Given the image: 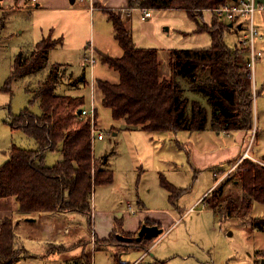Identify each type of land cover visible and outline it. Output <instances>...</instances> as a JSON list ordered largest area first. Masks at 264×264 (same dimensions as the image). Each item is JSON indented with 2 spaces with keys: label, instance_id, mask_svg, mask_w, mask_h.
Wrapping results in <instances>:
<instances>
[{
  "label": "trees",
  "instance_id": "obj_1",
  "mask_svg": "<svg viewBox=\"0 0 264 264\" xmlns=\"http://www.w3.org/2000/svg\"><path fill=\"white\" fill-rule=\"evenodd\" d=\"M232 1H127L126 9L182 10L196 22V31L208 33L211 39L208 48L168 50L169 77L160 71L159 50L136 47L131 27L120 11L105 9L121 55H100L102 63L116 74V81L96 79L95 89L100 95L101 105L110 111L112 120L123 121L128 129L156 133L201 132L207 128L208 122L214 132L251 130L254 95L245 69L246 51L238 47V43L230 49L223 41L224 33L231 30L233 23L229 26L214 15L211 22L214 28L209 29L205 23L199 22L203 12ZM55 44L56 41L49 43L43 38L33 50H20L14 57L12 71L2 90H9L11 83L21 77L40 73L46 67L49 51ZM64 71L65 67L52 65L36 90H27L39 101L40 115H34L25 108L18 115L9 116L7 122L11 129L23 132L34 141L36 148L11 146L7 160L0 166V199L13 198L20 215L76 213L90 221L92 188L111 183L113 171L105 167V156L98 161L93 158L90 118L78 114L82 110L83 97L55 91ZM183 81L188 84L185 86L187 90L205 99L209 115L199 101L185 96ZM76 84L77 81L71 85ZM258 94L257 91L255 96ZM94 116L96 118V107ZM54 151L59 152L62 158L48 166L46 154ZM229 179L236 181L235 186L241 192L238 204L224 195ZM229 179L210 194L208 207L214 220L222 222L221 217L232 219L235 212L241 215L240 219L248 220L253 203L264 205V165L246 159ZM159 185L168 192V201L172 205L184 192L162 175L159 176ZM251 223L253 227L262 229L264 219L255 218ZM118 232L120 227L116 225L109 235L118 240L116 244L108 238L103 246L113 245L120 252H126L128 248L122 243L131 241L119 240L116 237ZM154 238L157 236L143 235L139 239L150 244ZM145 249L141 250L145 252ZM21 253L16 246L11 218L2 217L0 264H15ZM261 254L264 257V251Z\"/></svg>",
  "mask_w": 264,
  "mask_h": 264
},
{
  "label": "rangeland",
  "instance_id": "obj_2",
  "mask_svg": "<svg viewBox=\"0 0 264 264\" xmlns=\"http://www.w3.org/2000/svg\"><path fill=\"white\" fill-rule=\"evenodd\" d=\"M114 11H120L122 15L121 10ZM149 11L152 14L150 18L153 19L152 23L149 22V18L148 20L135 18L137 14L142 13L141 10L133 12L131 31L137 42L152 43L153 46H157L153 48L159 50L162 67L169 68L167 65L169 49L208 48L210 46L211 39L208 33L196 31V22L189 19L184 11ZM39 15L40 12L6 6V0L0 1V166L7 160L8 151L12 145L21 149L36 148L34 141L20 130L13 131L7 121L10 115H18L25 108L34 115H40L39 101L33 96L34 94L28 91L36 90L46 79L44 72L48 68L49 71L51 67L45 68L46 70L39 73L37 77H34L35 75L21 77L12 82L8 92L3 91L2 88L12 71L15 55L20 50H28V52L33 50L36 43L40 41L37 34ZM124 17L127 18L125 15ZM212 18V13L205 11L199 22L206 23L205 25L211 29L214 28L211 25ZM254 21L261 35V37H256L255 48L263 54L256 62L254 71L251 73L252 78L249 79L251 91L254 90L255 95L257 91L260 93L253 97L252 102V121L255 124L257 116L259 118L261 116V106L264 101V14L257 11L254 14ZM104 22L98 11H95L90 19L85 15L80 17V27L76 29L79 34L78 41L76 44L75 42L69 43L72 50L78 49L80 52L66 60L69 65L65 64L66 73L64 72L61 76L63 85L55 88L59 94L83 97L82 107L87 110L90 109L91 95L89 81L95 82L96 79L116 81V74L102 63L97 53L94 55L95 64L92 69L87 62L88 45L94 43L92 37H89L90 31L93 35V30H95L96 42L101 41L110 56L118 57L121 54L118 45L110 35L112 28L110 27L107 33L103 28L99 31ZM108 23L110 25V22ZM241 35V31L231 30L224 33L223 41L226 46L233 49L240 41ZM56 37L53 33L43 37L49 43L57 42L50 50L52 51L50 62L53 63H59L66 57V53L58 46L62 44L61 37ZM75 81H77L76 85H69L70 82L72 84ZM200 81L202 83V80ZM182 86L186 97L207 106L201 95L185 88L188 86L185 81ZM94 98L95 128L103 134L104 141H93L92 154L97 161L106 157L105 167L113 171V181L107 185H96L92 188V215H90L92 219L90 217V221L84 216L81 217L82 215L76 217L82 221L83 230H88L86 237L84 236L87 247L83 250L85 255L82 264H132L136 260L138 264H264V257L258 254V250L264 249V225L262 229H259L253 227L251 223V220L255 218L264 217L263 204L256 203L252 206L248 220L240 219L241 215L235 212L232 220L225 219L224 221L221 217L222 222H217L208 207L212 196L210 195L204 200L206 205L201 202L194 212L186 214V211L195 204L194 200L201 197L215 183L213 176L215 169L197 170L191 166L186 151L179 150L175 142L165 140L163 137L165 134L128 129L123 121H113L110 111L101 105L100 95L96 89H94ZM255 129L256 127L253 138L256 137ZM179 132V136L182 137L179 138L180 140L188 136L191 140H195L197 148L208 149L223 144L221 142L223 136L216 135L211 130L210 132L206 129L201 132ZM175 149L179 152H175L173 157L178 160H173L175 163H169L171 159L169 154H172ZM180 154L182 157L178 156ZM61 158L57 151L48 152L45 157L46 165H54ZM257 161L264 164V157L257 158ZM234 162L219 168L220 172L227 170ZM236 172L231 173L227 179L232 178ZM160 175L175 187L184 190L175 205L169 203L168 192L159 185ZM235 182L229 179L224 193L230 196L234 204H238L241 192L235 186ZM220 203L223 201L221 200ZM122 213L129 216L125 218L124 228L133 229L136 226L135 220L140 218L144 222L147 221L149 225L161 226L163 232L150 244L144 239H137L138 231L118 232L119 235L131 241L129 244L122 243V246L125 244L128 248L126 252H120L113 245L103 246L105 245L103 242L108 238L114 244L118 240L109 236L99 240L92 233L91 221L94 222L96 218L97 223L106 224L109 218L122 217ZM22 238L27 241L26 238ZM142 248L149 249V251L143 252ZM37 249L39 247L35 245L29 248L33 252ZM58 251L61 250L58 249ZM115 256L116 259H114ZM65 263L71 264L68 259Z\"/></svg>",
  "mask_w": 264,
  "mask_h": 264
},
{
  "label": "crops",
  "instance_id": "obj_3",
  "mask_svg": "<svg viewBox=\"0 0 264 264\" xmlns=\"http://www.w3.org/2000/svg\"><path fill=\"white\" fill-rule=\"evenodd\" d=\"M127 1L128 0H6V6H14L20 9L40 12L37 22V34L40 37V40L50 33H53V35L56 34V38L61 37L60 39L62 40V44L58 46L62 49L63 52L66 53V57L63 60L59 61V63H54L62 64L61 67H65L64 72L66 73V65H69L68 61L66 60H69V58H72V56H76L77 53L80 52L78 49L72 50V47H70L69 44L70 42H75L76 44L78 41L79 34L78 30L76 29H79L80 27V17L82 15H85L88 19H90L93 16L94 12L98 11L100 13V18H103V21H105L104 24L100 26L99 31H101V28H103L104 32L107 33V30L110 29L111 24L109 25L107 16L104 13L105 8L111 10H121L122 8H125L127 6ZM256 1L262 8L258 12L264 14V0ZM133 12H139V9H130L129 16L127 18L123 16V19L130 25L131 28L134 17ZM137 17H140L141 20H148V18L150 19L152 17V14L148 18H144L142 16V13L137 14L135 18ZM152 20L150 19L149 22L152 23ZM231 30L235 32L240 31L238 28L235 29L232 26ZM94 35L95 30H93V35H91L90 31L89 37H92L94 42L92 45L94 53H97L98 56H110V53L105 50L106 47H104L103 43L101 41L96 42ZM110 35H112L111 37H113V32H110ZM131 35L136 47L151 49L157 48V46H153L152 43H141V41L140 43L137 42L132 31ZM113 40L115 41L114 37ZM118 49L120 50L119 47ZM51 57L52 51H49L47 61L48 66L45 67L46 69L54 64L52 61V63L50 62ZM45 68L43 69L44 71L46 70ZM48 69L44 72L45 76H47L48 74ZM160 71L165 77L171 76V71L166 66L162 67L161 65ZM38 74H36L34 77H37ZM59 85L63 84L60 83ZM69 85H71V82L69 83ZM205 107L207 110V114L209 115L210 109L208 105H205ZM261 107V116L260 118L257 116L256 123H253L252 130L215 132L216 135L223 136V139L221 140L223 144L219 146H213V148H197L194 143L195 140H191L188 136L186 138L184 137L185 139L183 138L180 140L179 138H182L178 134L180 132L157 134H165L163 135L165 140H169L172 143L175 142L179 150H185L189 155L188 162L191 166L197 168V170L215 169L214 172L218 173L221 171L219 168H221L222 166H226L231 162H234L248 147H250V155L256 160L257 158L260 159L264 157V101ZM255 127L256 137L253 138L252 135ZM206 130L209 132L211 130L209 122ZM259 131L261 132L258 133ZM211 132L214 131L211 130ZM97 141L103 142L104 136L102 140ZM197 141H199V139ZM251 141L252 144L250 145ZM183 151L181 152L183 153ZM175 152L178 153L179 151L175 149L172 154H169L171 158L169 159L170 162L168 160L169 163H175L173 160H178L173 157L175 155ZM178 156L182 157V154ZM93 158L95 159V157ZM219 174L222 173L220 172ZM228 177L229 176H227V178ZM227 178H225L219 185L226 183ZM215 179L216 178H214V180ZM210 188H208L207 191H209ZM206 192L203 193L202 196L206 194ZM224 192H226V185L224 188ZM201 197L194 200V203L199 201ZM255 204L256 203H254L253 205ZM17 209V202L13 198L0 199V219L5 216L11 218L14 225L16 246L22 251L15 264H67L65 263V260L67 259L68 262H71V264H82V261L84 259L83 256L85 255L83 254V250H85V248L87 247L84 236L86 237L88 230H83L81 225L82 221L79 218H76L80 217L81 215L76 213L20 215L17 212ZM125 218H129V216L127 214H124L122 217L114 216L113 219L109 218L106 224L97 223V219L94 218V222L91 221L93 233L99 240H102L108 238V236L115 230L116 225L120 226V232L122 233H134L139 231L142 224H147V221L144 222L140 220V218H138L137 220H135L136 226L133 229L124 228ZM27 219H33V221H28ZM261 219H264V217ZM157 226L161 228V226ZM22 237L26 238L27 241H24ZM39 242H41V244ZM34 245L39 247L36 252L29 250V248ZM58 249L61 251H58ZM147 251H149V249ZM263 251L264 249L258 250L259 256Z\"/></svg>",
  "mask_w": 264,
  "mask_h": 264
},
{
  "label": "built area",
  "instance_id": "obj_4",
  "mask_svg": "<svg viewBox=\"0 0 264 264\" xmlns=\"http://www.w3.org/2000/svg\"><path fill=\"white\" fill-rule=\"evenodd\" d=\"M35 1V0H32ZM90 1V0H89ZM262 8L258 5L256 0H234L232 2L220 5L218 7H215L211 10H209L212 15H214L219 21H222L224 23H233V28H238L241 32V39L238 42V47L244 48L246 51V57H245V69L249 73V78H252V72L254 71L256 62L263 56L262 51L256 50L255 48V40L256 37H261L258 33V29L255 25L254 21V14L261 10ZM122 15L129 16L130 9L122 8L121 9ZM124 13V14H123ZM142 16L144 18H148L151 16V13L149 10H142ZM89 52L87 57V62L90 65V68L92 69V66L95 64L94 59V50L91 44L88 45ZM251 74V75H250ZM90 88H91V95H90V109L87 110L82 107L81 110V117H89L90 118V125H91V135L92 140H102L103 134L99 132L95 128V116H94V110H95V98H94V89H95V82L93 80L89 81ZM253 95L255 96L254 90L252 91ZM249 159L255 162L257 161L255 158H253L250 155V149L249 147L244 150V152L235 160L233 165L229 167L227 170L222 172V174H218L217 172H213V176L215 179V183L210 188V190L202 197L199 201H197L193 207L189 208L186 211L187 212H194L196 206L204 202L205 198L210 196L212 191L218 187V185L225 179L227 176H229L231 173L238 170V168L243 164L244 160ZM260 163V162H259ZM262 164V163H261ZM264 165V164H263ZM221 175V176H220ZM204 205L205 202H204ZM93 233V229H92ZM138 261L134 262L133 264H137Z\"/></svg>",
  "mask_w": 264,
  "mask_h": 264
},
{
  "label": "water",
  "instance_id": "obj_5",
  "mask_svg": "<svg viewBox=\"0 0 264 264\" xmlns=\"http://www.w3.org/2000/svg\"><path fill=\"white\" fill-rule=\"evenodd\" d=\"M229 26H231L229 24ZM81 111H78V114H80ZM28 221H33V219H27ZM162 233V229L159 228L157 225H146V224H142L138 233H137V239H139L141 236H146V237H156L159 234ZM116 237L119 240H123V241H128L129 238L123 237L119 234L116 235Z\"/></svg>",
  "mask_w": 264,
  "mask_h": 264
},
{
  "label": "bare ground",
  "instance_id": "obj_6",
  "mask_svg": "<svg viewBox=\"0 0 264 264\" xmlns=\"http://www.w3.org/2000/svg\"><path fill=\"white\" fill-rule=\"evenodd\" d=\"M254 97V96H253Z\"/></svg>",
  "mask_w": 264,
  "mask_h": 264
}]
</instances>
